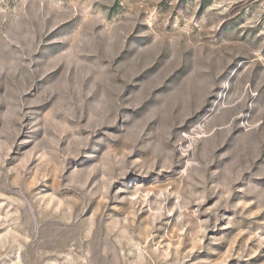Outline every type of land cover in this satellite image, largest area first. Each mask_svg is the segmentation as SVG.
I'll return each instance as SVG.
<instances>
[{"label":"rangeland","instance_id":"obj_1","mask_svg":"<svg viewBox=\"0 0 264 264\" xmlns=\"http://www.w3.org/2000/svg\"><path fill=\"white\" fill-rule=\"evenodd\" d=\"M0 264H264V0H0Z\"/></svg>","mask_w":264,"mask_h":264}]
</instances>
